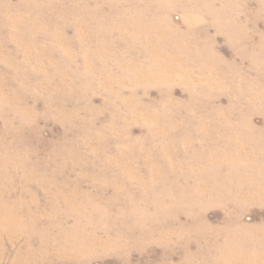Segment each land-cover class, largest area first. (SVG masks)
<instances>
[{
	"label": "bare ground",
	"instance_id": "1",
	"mask_svg": "<svg viewBox=\"0 0 264 264\" xmlns=\"http://www.w3.org/2000/svg\"><path fill=\"white\" fill-rule=\"evenodd\" d=\"M247 1L0 0V256L24 238L12 264H76L95 248L126 254L144 244L172 247L153 264H168L179 244L182 258L172 264H264V222L245 221L253 207L264 206V171L249 169L264 165V125L254 123L264 114V34L257 43L243 27ZM258 1L257 17L264 16V0ZM176 6L187 11L184 29L169 18ZM220 34L249 58L252 73H260L256 83L234 72L236 65L219 49ZM81 57L74 75L82 83L69 86L65 76ZM110 63L134 73L136 82L165 86L180 79L198 86L191 103L214 101L216 93L202 86L214 82L238 109L200 116L177 110L175 119L143 103L145 112L137 116L148 123L149 139L160 135L156 150H125V125L113 154L104 156L107 150L90 143H103L109 126L96 130L97 116L81 114L98 113L89 93L99 89L107 107L120 105ZM96 79L104 80L97 86ZM234 79L240 89L226 82ZM122 104L129 115V105L141 103L133 93ZM41 118L63 124L49 159L25 137L39 136ZM180 127L185 135L177 138ZM83 146L91 148L87 154ZM212 208L223 210V224L208 221ZM50 246H60V262L48 257Z\"/></svg>",
	"mask_w": 264,
	"mask_h": 264
},
{
	"label": "rangeland",
	"instance_id": "2",
	"mask_svg": "<svg viewBox=\"0 0 264 264\" xmlns=\"http://www.w3.org/2000/svg\"><path fill=\"white\" fill-rule=\"evenodd\" d=\"M13 2L16 3L17 0H13ZM247 2H248L247 5L244 7L245 12L242 13V20L244 24L243 27L245 28V30H248L249 32L252 33L253 38L258 43L261 35L264 34V16L257 17L258 9H259L258 0H248ZM169 18L172 21V23L178 28L184 29L187 27L186 25L187 11L183 6H176L172 8L169 12ZM252 18H254V20L250 21V19ZM67 32L70 35H74L75 30L74 28L70 27L67 30ZM211 34L216 35V31L214 29H211ZM217 39H218L219 49L221 50L224 57L227 60L232 61L236 65V70L234 72L241 73L242 75L244 74L249 75L252 78L251 80L256 83L260 73L258 74L252 73V68L249 58L247 57L245 59H242L241 56L238 54V51L231 44L228 43L227 39L222 34L217 35ZM120 47L121 46H119V49ZM72 52L76 53V49H73ZM142 59L144 60V57H142ZM82 62H83V58L81 57L79 58V61L76 63L77 65L76 64L73 65L72 68H70V72L65 76L66 82L69 86L77 85L79 87V85L82 83V78L75 77L74 75V73L76 72V68H78V66ZM110 67L113 69V74L117 76L114 77V82L111 84V87L114 91L119 90L118 92L121 93L120 99L116 100V103L120 105L114 106L113 104L107 107L105 94L100 89L96 94L89 91L90 101L93 107L97 109L98 113L85 111L81 114V117H85V118L86 117L90 118L92 115L97 116L96 125H95L96 130H98L103 125L109 126L108 130L105 132V140L103 141V143L94 142V141L90 143L91 148L99 149V150H107L105 151L104 156L106 154H110V155L113 154V152L111 151L112 149L111 147L117 144L116 139L120 133L121 134L123 133V128L125 127V125L129 127V145H124L125 143L123 144L125 150H156V147L161 142L160 135L157 134L154 139H149L147 137L148 123L146 122V120L141 119L137 116L138 113L145 112L143 103L152 105V110L154 112L166 110L168 114L172 115L175 119L176 117L174 116V114L177 112V110L180 112L181 116H185L186 114L200 116L202 114V111L204 110L212 111L215 108H220L221 110H226L233 107L237 108L238 102L234 99V97H230L229 95L221 91V89L218 88L219 86H217V84L215 85L214 82H212L211 84L204 83L202 85L204 87L209 88L208 90H210L211 92L216 93L217 98L214 101H211V103L209 102L206 103L205 100L203 99L200 100V98H198L194 103L193 102L191 103V97H190L191 93L193 92L198 95L200 90L198 86L192 87L185 85L184 83L180 82V79L171 80L170 85L167 84L165 86L157 85L153 81L147 82L142 79H138V81L136 82L134 80V75H135L134 73L129 72L126 74V72L122 69V67L115 66L113 63H110ZM195 76L197 75L194 74L193 77ZM121 79L123 80L121 81ZM103 80L104 79L101 80L96 79L94 80L95 82L94 84H97V86H99L98 85L99 81H103ZM226 82H228V84H230L233 88L238 87V89H240V87L238 86L240 84L238 82V79H234L233 81L226 80ZM168 87L172 90L173 93L169 94L167 92ZM203 92L205 93L206 91ZM133 93H135L136 96L140 99L141 104L136 105V107L133 105H129V115H128V110H126L127 106L122 104L123 98H129ZM131 109L133 110L135 109V112H131ZM38 110L41 111L43 110V108L39 106ZM233 113L234 114L232 118L233 117L235 118L237 113L235 110H233ZM13 120L17 121V118H13ZM254 123L257 126H263L264 114L255 115ZM36 124H38V126L41 129L39 131L40 132L39 136L35 137L33 134L31 135L30 133L25 137L26 138L28 137V140L31 141L32 144L36 143L38 145L39 147L38 150L42 151L39 152V156L41 158L49 159L51 157V152H52L51 149L61 139V136L63 134V124L62 122H59L57 120L46 119V118H41L40 120L38 119L36 121ZM0 127H1V122H0ZM182 131H183L182 127H180L176 132L177 138H182L185 135V133H183ZM188 133L189 134L191 133L192 135L193 130H190ZM77 135L80 139L84 138L83 135H81L80 133ZM8 140L11 141L12 137H9ZM37 140H39L40 142H38ZM152 144L153 146H155V148L151 147ZM199 144L200 141L197 142L195 146H198ZM19 147L21 148V146ZM90 149H88L87 146H83L82 152L84 154H87L88 150ZM235 169H237V167H235ZM249 169L250 170L258 169L260 171H264V165H260L258 167L250 166ZM78 176H79V169L78 171L76 169L71 173L70 178L72 180H77ZM19 189H20L19 192L22 191L21 187ZM206 216L208 221H210L213 224L216 225H220L221 223L223 224L224 221L223 210L221 208H212L208 210ZM187 219L188 216L186 214H183L182 220L185 221ZM245 221L252 224H258L264 222V206L253 207L249 212L246 213ZM138 238L140 241L144 239L143 237H141V235H139ZM124 239L129 242V237L127 238L125 237ZM24 240H25L24 238L20 239L17 242V245H8L6 254L0 256V264H12L15 254L18 251L19 247L23 245ZM144 245L146 248L141 246L140 247L133 246L130 250L129 249L126 250V254L123 253L117 254L116 252L105 253L102 252L99 248H95L92 253L86 252L80 258H78V263L76 264H132V263L153 264L159 261L162 255L166 256L172 251L171 246H167L166 248L165 246L160 244H150V245L144 244ZM59 247L60 246L57 247L50 246L49 247L50 251L48 254V257L50 259L54 261L58 260L57 262H60L58 258V254L60 251ZM174 249L173 251H175L174 252L175 254L172 256V258L169 257L168 264L178 263L181 260L180 258H182L183 255L182 245L179 244ZM196 249H197V245L193 243L191 250L195 252Z\"/></svg>",
	"mask_w": 264,
	"mask_h": 264
}]
</instances>
